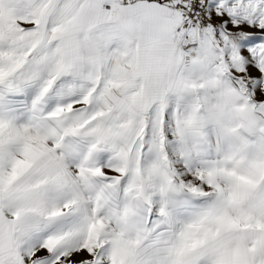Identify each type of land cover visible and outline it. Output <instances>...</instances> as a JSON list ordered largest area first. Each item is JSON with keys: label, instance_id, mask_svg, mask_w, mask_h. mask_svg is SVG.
I'll use <instances>...</instances> for the list:
<instances>
[{"label": "snow or ice", "instance_id": "snow-or-ice-1", "mask_svg": "<svg viewBox=\"0 0 264 264\" xmlns=\"http://www.w3.org/2000/svg\"><path fill=\"white\" fill-rule=\"evenodd\" d=\"M0 264H264V0H0Z\"/></svg>", "mask_w": 264, "mask_h": 264}]
</instances>
